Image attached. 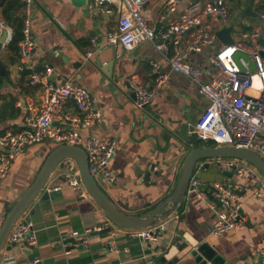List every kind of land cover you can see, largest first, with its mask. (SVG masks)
Masks as SVG:
<instances>
[{"label":"crops","instance_id":"1","mask_svg":"<svg viewBox=\"0 0 264 264\" xmlns=\"http://www.w3.org/2000/svg\"><path fill=\"white\" fill-rule=\"evenodd\" d=\"M167 1L152 0L147 7L148 24L157 35L167 25L163 18ZM229 4L230 16L234 15L217 26L215 32L232 26L233 38L237 39L243 33L242 27L251 31L260 29V41L264 43V22L255 16L243 15V10L249 7L251 14L260 18L262 8L257 0H229ZM117 16L116 6L99 5L97 0H32L30 31L34 47L30 57L10 64L9 54L0 48V60L7 70V85H3L2 78L0 95L15 99L13 114L5 113L4 120L0 121V134L19 132L31 109L38 111L40 90L29 81L33 74L51 68L52 82H71L89 92L101 121L92 128L77 130L83 137L95 135L116 142V152L107 167L114 181L102 188L120 212L141 215L173 191L183 158L192 148H197L194 126L206 102L186 78L171 74L155 99L145 108L137 109L135 96L127 87L128 78L135 77L139 84L149 88L153 85L151 63H159L164 72H168V66L151 44L142 43L129 52L119 44L108 45L105 36L117 32ZM93 38L97 39L99 48L87 60L85 50ZM220 44L217 39L197 57L208 65V56ZM195 59L196 55H188L189 61ZM62 112L78 114L71 102L66 103ZM54 125L68 129L58 121ZM54 147L49 142L27 146L13 161L7 176L0 180V223L33 182ZM209 164L208 169L203 165L197 169L201 184H207L202 192H209L211 185L226 181L234 184L238 201L242 202L239 213L244 223L234 230L214 236L211 224L220 205L209 200L204 192L203 199L191 193L180 210L160 224L159 235L152 243L131 237L129 230L115 228L102 235H86V245L75 247L73 241L66 242L73 240L68 238L72 232L84 234L90 232L94 222L98 224L96 229L106 223L82 186L74 190L65 183L63 166L47 182V187L60 186L61 190L47 199L36 200L20 217L33 224L35 237L27 238L29 248L22 243L9 251L4 247L0 264H26L35 259L39 261L37 264H155L164 254L163 247L166 260L181 256L183 251H177L176 247L183 242L208 243L232 264H244L247 259L255 260L259 256L264 264V194L252 198L255 187L249 176L226 178L217 162ZM109 241L116 252L108 248ZM176 264H183L182 260Z\"/></svg>","mask_w":264,"mask_h":264},{"label":"built area","instance_id":"2","mask_svg":"<svg viewBox=\"0 0 264 264\" xmlns=\"http://www.w3.org/2000/svg\"><path fill=\"white\" fill-rule=\"evenodd\" d=\"M152 0H97L99 5L116 6L118 12L117 32L106 34V43L119 44L126 51H132L142 43L151 44L154 51L160 54L168 66L164 72L157 62L151 63L153 85L149 88L139 84L137 78L127 80L128 89L135 96V106L143 109L157 95L158 90L168 81L169 75L177 74L186 78L195 88V92L204 98L202 110L194 126L196 139L203 142H214L216 147H236L250 150L264 159V43L260 41L261 30L243 32L232 45L220 44L218 50L208 56V65L199 59L216 42L215 28L226 23L230 17L229 0H211L190 2L187 0H168L164 6L163 18L167 21L164 31L158 33L149 26L147 7ZM183 1H187L181 6ZM23 4V39L19 42L18 55L23 61L28 60L34 47L30 31V6L32 0H21ZM262 8L260 19L264 22V0H257ZM7 32V41L11 39V29L0 20V35ZM186 37V40H185ZM157 39H160L157 42ZM7 44H1L5 48ZM99 48L96 38L91 39L85 50V58L91 59ZM236 53L246 54L254 64V72H242L234 60ZM196 55L195 61H189L188 55ZM243 68L245 61L240 59ZM51 68L31 76V86L40 90V107L26 116L23 128L19 132L6 131L0 134V180L10 171L13 161L20 156L27 146L49 142L54 146L69 145L82 148L88 160L89 172L105 187L114 181V176L107 167L112 160L117 144L113 139H100L95 135L83 137L78 128H92L101 121V114L94 105L89 92L82 86L71 82L55 83L51 81ZM256 82V84L254 83ZM67 102H71L78 114H63ZM58 121L65 129L55 126ZM217 162L222 171H230L236 166L237 178L249 176L255 187L252 198L264 194V180L248 163L232 159L209 160ZM76 168V169H75ZM78 169L75 164L66 162L64 170L65 183L76 190L81 187L77 182ZM201 182L192 176L187 195L196 193L200 199L205 197ZM213 196L220 202V209L215 212L211 224V233L220 236L240 227L244 220L240 217L242 202L238 201L233 183L221 182L211 185ZM48 192H59L60 186L46 187ZM107 223L96 230L106 228ZM129 235L144 242L156 240L155 228L129 230ZM72 232L68 238L74 240L75 247L86 245L84 236ZM33 224L19 218L13 225L5 246L14 247L20 239L34 238ZM67 238V239H68ZM28 242V241H27ZM29 243V242H28ZM112 252L117 249L108 242ZM67 254V253H66ZM37 259L26 264H37Z\"/></svg>","mask_w":264,"mask_h":264},{"label":"water","instance_id":"3","mask_svg":"<svg viewBox=\"0 0 264 264\" xmlns=\"http://www.w3.org/2000/svg\"><path fill=\"white\" fill-rule=\"evenodd\" d=\"M244 16H255L260 20L259 16L251 14L250 8L243 10ZM216 38L224 45H232L234 43L232 26L217 30L215 32ZM10 41V40H9ZM7 32L4 31L0 43L8 44ZM264 57V54H262ZM240 59L246 62L247 68H243L240 64ZM234 60L242 72H254V64L250 57L246 54L236 53ZM0 76L3 78V85L6 86L7 70L0 60ZM216 159H232L242 161L253 166L258 174L264 180V159L257 153L239 149L236 147H198L192 148L183 158L181 163L177 181L171 194L163 201L156 204L153 208L147 210L141 215H127L120 212L110 201L109 197L100 185L99 180L89 172L88 160L85 151L77 146L60 145L55 146L44 159L37 175L27 190L18 198L13 206L5 213L0 223V252L2 249L9 251L12 247L5 246L6 239L15 224V222L22 217L29 207L36 201L49 198L54 192H48L47 182L50 176L60 167L66 165V162H75L78 168L77 182L80 184L90 198L94 201L101 215L103 216L107 227L97 231L96 224L90 226L91 230L87 237L102 235L112 232L115 228L123 230H143L155 228V236L159 235L160 224L180 210L183 202L187 196V189L192 176L201 179V173L197 169L203 165L204 169H208L209 160ZM236 166H232L230 171H222V175L226 178H231ZM153 169H151L152 171ZM150 172L146 174L145 180L149 178ZM207 184H202L198 189H205ZM209 192L203 191L209 200L220 205L219 200L213 196L214 188L208 187ZM74 242V240H67V243ZM18 243H22L29 248L28 242L25 239H20ZM150 246V245H149ZM177 251H183L181 256H176L170 260L165 258V248L161 249L164 252L155 260V264H176L182 260L183 264H232L225 260L217 253L208 243L201 244H187L183 242L178 245ZM262 257L259 256L255 260L247 259L244 264H263ZM235 264V263H234Z\"/></svg>","mask_w":264,"mask_h":264},{"label":"trees","instance_id":"4","mask_svg":"<svg viewBox=\"0 0 264 264\" xmlns=\"http://www.w3.org/2000/svg\"><path fill=\"white\" fill-rule=\"evenodd\" d=\"M0 10H1V19L5 25L11 29V39L9 43L5 46L4 51L9 54L10 64H14L18 59V44L23 39V20L24 12L23 4L21 0H0ZM243 32H251V29L247 27H242ZM2 88V77H0V89ZM2 97L0 95V121L4 120V114L10 112L13 114L14 101L10 96ZM194 145L198 147H208L215 146L214 142L203 143L199 140H196Z\"/></svg>","mask_w":264,"mask_h":264},{"label":"rangeland","instance_id":"5","mask_svg":"<svg viewBox=\"0 0 264 264\" xmlns=\"http://www.w3.org/2000/svg\"><path fill=\"white\" fill-rule=\"evenodd\" d=\"M233 15H234V13H232L230 17H232Z\"/></svg>","mask_w":264,"mask_h":264},{"label":"bare ground","instance_id":"6","mask_svg":"<svg viewBox=\"0 0 264 264\" xmlns=\"http://www.w3.org/2000/svg\"><path fill=\"white\" fill-rule=\"evenodd\" d=\"M256 84V82H254Z\"/></svg>","mask_w":264,"mask_h":264}]
</instances>
